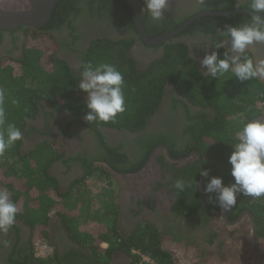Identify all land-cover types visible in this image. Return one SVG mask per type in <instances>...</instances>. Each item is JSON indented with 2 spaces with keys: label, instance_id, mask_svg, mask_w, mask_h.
Instances as JSON below:
<instances>
[{
  "label": "trees",
  "instance_id": "16d2710c",
  "mask_svg": "<svg viewBox=\"0 0 264 264\" xmlns=\"http://www.w3.org/2000/svg\"><path fill=\"white\" fill-rule=\"evenodd\" d=\"M76 1L55 0L52 17L42 29L21 28L15 32L0 30V49L6 35L14 38V44L16 33L23 36L20 55L13 56L11 51L0 54V108L4 111L0 130L13 124L22 133V140L15 142L0 155V184L10 191L12 202L18 205L16 221L29 229L31 249L29 254L20 256L13 250L6 263L63 264L56 251L47 257L37 256L41 247L50 243V223L55 218L72 242L91 251L95 264H111L116 253L127 255L133 264H141L139 254L149 257L154 264H173L172 255L163 249L162 233L155 225L143 222L133 233L127 235L118 231L119 206L116 196L104 197L96 207L97 197L86 187V181L78 182L74 185L75 189L63 192L59 179L51 174V169L58 163L68 166L70 160L66 158V147L59 141L46 139L24 152L23 135L29 123L38 117L41 107L48 105L53 113H68L74 117L75 120L63 130L65 135L71 124L83 125L96 135L102 146L104 136L100 134L101 129L132 133L143 131L160 109L169 86H173L178 95L192 105L211 110V114L202 113L194 119L190 134L203 159L204 172L205 169L208 171L207 162L215 163V178L222 180V187H231L236 183L231 174L233 166L230 163L234 145L239 143L236 133L242 130L243 123L264 115V83L259 78L241 81L231 73L217 77L203 75L190 55L189 46L182 41L171 40L165 44L162 57L140 67L131 53L135 37L94 40L81 54L80 67L73 69L57 54L61 47L50 32L61 27V19L66 20L76 11ZM221 1H215L213 11L235 9L229 1L222 7ZM91 5L92 11L98 15L110 9L118 29H125L129 36L139 37L133 10L124 1L91 0ZM147 14L141 11V20L152 39L179 28L191 18L165 22L163 25H149ZM246 22H250V16L246 14L205 17L178 37L202 30L214 33L216 29L226 30L228 26H242ZM225 52L223 48L218 49V58L223 59ZM248 54L253 56L250 52ZM102 62L113 64L124 76L126 111L118 114L115 121L89 122L85 119L90 111L87 108L88 93L79 85L85 66L89 63L95 66ZM160 143L167 144L164 141ZM153 146H150L146 158ZM170 149L172 151L171 147ZM109 150L104 152L103 161L110 158L114 166L123 164L126 155L121 154L118 149ZM115 154L118 157H114ZM198 169L199 167L195 183ZM94 171H91L90 179H102L97 177L98 174L93 176ZM104 174H107L105 170ZM194 191L197 193V187L195 190L191 188L185 191L187 193L184 197L189 203L183 202L176 211L178 215L192 218L196 213L201 205V195H187ZM215 195L219 204L215 210H218L222 206L217 192ZM237 205L240 207H236ZM231 208H238L230 212L235 216L240 210H248L255 218L259 236L264 238V197L245 196L238 191L237 202Z\"/></svg>",
  "mask_w": 264,
  "mask_h": 264
},
{
  "label": "flooded vegetation",
  "instance_id": "af4514ba",
  "mask_svg": "<svg viewBox=\"0 0 264 264\" xmlns=\"http://www.w3.org/2000/svg\"><path fill=\"white\" fill-rule=\"evenodd\" d=\"M122 1L132 9L129 2ZM215 1L204 0V3L200 4L198 0H169V8L164 10V19L155 21L145 10L144 0H135L139 6L140 15L141 11L148 13L146 20L149 25H163L165 22H174L187 17H191L190 20L202 13L219 12L213 11L216 6ZM227 1L233 3L235 9L226 12H234L239 9L248 11L245 5L249 0H222V7ZM238 3L239 7L236 6ZM91 6V0H77L76 11L69 17L67 16L66 20L61 19V27L50 32L61 47L58 54L73 69L80 67L81 54L94 40L135 37V45L131 53L139 66H147L162 57L165 44L171 40L182 41L189 46L190 55L195 59L200 72L208 77L211 74L208 73L207 67L202 65L201 61L206 55L218 52L220 48L216 47L217 44H224L222 48L230 55H237L230 51V38L222 35L226 30L216 29L214 33L202 30L190 35L178 36L190 30L195 22L205 17L248 15L239 12L232 15L202 16L178 35L153 47L149 46L140 35L139 37L129 36L125 29H118L110 9L106 13L102 12L98 15L92 11ZM15 38L16 43L14 44L12 43L14 38L12 39L10 35L5 36L0 54H7L5 52L11 51L13 56H18L22 53L23 36L21 33H16ZM249 52L254 57L264 58V42L251 45ZM259 79L264 83V79ZM202 113L211 114L212 112L210 109L192 105L180 97L173 86H169L160 109L149 120L143 131L132 133L101 129L100 134L104 136V144L101 146L96 135L83 125L71 124L68 134L65 135L63 130L75 120L74 117L68 113H53L48 105H44L40 108L38 117L29 123L23 135L24 148L31 150L46 139L59 141L63 144L67 150L66 158L70 162L67 167L63 163H58L51 169L53 175L60 180L62 188L70 190L78 182H87V179H90L91 171L95 170L93 176L98 174L97 177L104 179L107 188H110L109 184L112 183L111 187L117 188L119 191L118 231L127 235L133 233L143 222L155 225L162 233L163 249L172 255L173 264L180 263L170 248L183 249L193 253L200 249H211L216 252H224L229 257L239 256L242 259L240 264H256V259L258 264H264V238L259 236L257 227L258 240L254 239L252 222L249 217V214H252L248 210H240L237 216L230 213L231 210L238 208L225 209L221 207V209L215 210L219 207L215 193L217 192V197L220 193L206 190L207 185L215 178L216 165L213 162H207L208 171L205 169L207 176L204 175L203 159L196 150L194 138L190 134V126L194 119ZM257 120L264 122V115ZM162 141L167 144L160 143ZM151 145H154L153 149L146 158ZM109 148L118 149L121 154L126 155L123 164L114 166L111 164L112 159L110 158H105L106 161H103V154L110 151ZM197 154L200 156L198 157ZM113 156L118 157L117 154ZM197 167H199L198 179L195 183ZM103 170L107 173L104 174L105 176ZM177 181L183 182L182 190L175 187ZM195 187H197V193L201 195L199 198L201 205L199 204L198 210L191 216L192 218L178 215L177 209L183 205V202H188V199L184 197L187 193L185 191H189L191 188L195 190ZM3 189L6 188L0 185V190ZM190 193L192 194L187 195L198 196L195 191ZM9 199L12 202L11 197ZM236 207H240V205ZM50 230V244L60 256L63 264H69V262L70 264H95L91 251L72 242L58 222H51ZM247 235L251 237L250 242L247 240ZM29 238L27 228L19 221H16L7 233L0 232V264H7L6 261L13 250L16 251L17 256L24 253L29 254L31 252ZM231 239L237 240L241 245L238 247L229 246L230 244L227 242ZM211 242L213 244H210ZM111 264H133V261L123 253H116ZM187 264L193 263L188 261Z\"/></svg>",
  "mask_w": 264,
  "mask_h": 264
},
{
  "label": "clouds",
  "instance_id": "9594fccd",
  "mask_svg": "<svg viewBox=\"0 0 264 264\" xmlns=\"http://www.w3.org/2000/svg\"><path fill=\"white\" fill-rule=\"evenodd\" d=\"M145 10L155 21L164 19V10L169 8V0H144ZM203 4L204 0H198ZM237 7L240 6L238 3ZM250 16V22L242 26H228L222 35L230 38L232 53H224V58H218L213 52L201 61L207 67L212 77L233 74L241 81L252 78L264 79V58L253 57L248 54L249 47L255 43L264 42V0H249L245 5ZM217 48L224 44H217ZM243 57V58H242ZM80 88L88 93L87 108L90 110L85 116L89 122L115 121L120 113L126 111L125 94L123 88L125 80L122 72L111 63H89L82 73ZM4 121V111L0 108V124ZM239 143L230 156L232 176L236 183L231 187H222L220 178H213L207 185V191H218L221 206L230 209L237 202V192L254 198L264 197V122L251 120L243 123L242 130L236 133ZM22 140L21 131L13 124L0 130V155L11 148L15 142ZM207 176V172L204 173ZM175 187L183 189L182 181H177ZM10 192L0 190V232L7 233L15 224L19 212L18 205L10 202Z\"/></svg>",
  "mask_w": 264,
  "mask_h": 264
},
{
  "label": "water",
  "instance_id": "95a60500",
  "mask_svg": "<svg viewBox=\"0 0 264 264\" xmlns=\"http://www.w3.org/2000/svg\"><path fill=\"white\" fill-rule=\"evenodd\" d=\"M132 7L134 13L135 24L139 35L149 46H159L162 43L168 41L175 35H178L187 27H189L193 22L197 21L202 16L212 15V16H222V15H232L239 12L247 13L248 11L237 10L234 12H207L199 14L184 25L179 27L177 30L164 34L158 38L152 39L146 33L140 15L139 6L135 0H126ZM55 7V0H1L0 1V30L4 31H18L21 28L30 29H42L44 28L52 17ZM168 152V149H166ZM199 157L200 155L197 154ZM252 222L254 239L257 241V225L255 223L254 217L249 214ZM256 264L258 260L256 259Z\"/></svg>",
  "mask_w": 264,
  "mask_h": 264
},
{
  "label": "rangeland",
  "instance_id": "374dc122",
  "mask_svg": "<svg viewBox=\"0 0 264 264\" xmlns=\"http://www.w3.org/2000/svg\"><path fill=\"white\" fill-rule=\"evenodd\" d=\"M60 50V49H59ZM59 52V51H58ZM58 54V53H57ZM60 57V55H59ZM140 67H144V66H140ZM27 148H25L24 150H26ZM25 152V151H24ZM88 184L92 183V185H95V188L101 192H103V197H99L96 201H95V206L97 207L98 205H100L103 201V198L108 196V195H114L116 196V202H118V194L119 191L117 188H107L106 187V182L104 181V179H87ZM57 222V220L55 218H53L52 222ZM250 235H247V240L250 242ZM227 243H229V246H234V247H238L241 244H238L237 240L231 239L229 240ZM166 245V242H165ZM167 249V247H166ZM169 249V248H168ZM170 250L173 251V254L175 255L177 261L180 264H187L188 261H190V263H198V264H240V262L242 261L241 258H239V256H235V257H229L226 253L224 252H216L214 250H205V249H200V250H196L195 253L193 252H188L186 250L183 249H175V248H170ZM53 248L49 245V244H44L39 253L37 254V256L40 257H47L48 255L53 253ZM224 251V250H223ZM188 257V260H187ZM218 257V258H217Z\"/></svg>",
  "mask_w": 264,
  "mask_h": 264
},
{
  "label": "crops",
  "instance_id": "0c3cea01",
  "mask_svg": "<svg viewBox=\"0 0 264 264\" xmlns=\"http://www.w3.org/2000/svg\"><path fill=\"white\" fill-rule=\"evenodd\" d=\"M23 149H25V148H23ZM25 152H27V151H29L28 149H26V150H24ZM51 174L53 175V173H52V170H51ZM65 174V173H64ZM53 176H55V175H53ZM60 181V180H59ZM87 184H86V187L87 188H89L90 189V192L94 195V196H96L97 198H96V200L99 198V197H103V192H101V191H99V190H97L96 188H95V185H92V183H90V184H88V182H86ZM1 185V184H0ZM60 185H61V182H60ZM1 186H3V185H1ZM4 187V186H3ZM4 188H6V187H4ZM86 188V189H87ZM7 189V188H6ZM61 189H62V191L63 192H67V191H69L68 189L67 190H64L63 188H62V185H61ZM8 190V189H7ZM71 190V189H70ZM9 191V190H8ZM10 192V191H9ZM10 197H11V201H12V196H11V193H10ZM50 225H51V223H50ZM25 226V225H24ZM26 227V226H25ZM27 228V227H26ZM27 230H28V232L30 233V231H29V229L27 228ZM49 245H51L50 243H48Z\"/></svg>",
  "mask_w": 264,
  "mask_h": 264
},
{
  "label": "built area",
  "instance_id": "2783aa9c",
  "mask_svg": "<svg viewBox=\"0 0 264 264\" xmlns=\"http://www.w3.org/2000/svg\"><path fill=\"white\" fill-rule=\"evenodd\" d=\"M138 254V253H137ZM140 263L141 264H154V262L147 256H144V255H140Z\"/></svg>",
  "mask_w": 264,
  "mask_h": 264
}]
</instances>
